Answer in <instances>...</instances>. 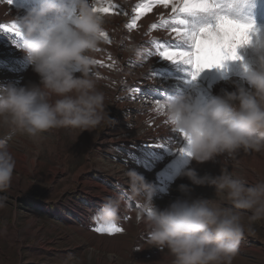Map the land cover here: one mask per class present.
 <instances>
[{
    "label": "rangeland",
    "instance_id": "1",
    "mask_svg": "<svg viewBox=\"0 0 264 264\" xmlns=\"http://www.w3.org/2000/svg\"><path fill=\"white\" fill-rule=\"evenodd\" d=\"M215 2L219 7L213 11L185 14V27L198 31L214 25L220 13L254 22L258 32L250 44L237 50L241 59L227 60L222 67L205 69L193 81L190 66L171 65L156 55L157 48L162 50L173 43L175 34L171 29L182 27L175 23L171 5L165 8L156 0H90L96 7L115 5L108 13H100L105 20L103 32L107 35L88 53L92 60L89 74L96 78L98 89L105 94L111 122L84 132L54 128L53 131L61 135L58 148L43 137L38 142L30 139L34 147L23 150L12 146L23 135L6 125L0 126V139L6 142L14 158L17 152L26 155L30 149L26 162L35 160L37 173L23 176L20 184L13 178L9 188L0 192L3 205L0 207V264H97L96 252L106 260L114 255L117 264H137L139 260L171 264V257L161 254L166 250L149 245L155 251L153 254L141 251L146 245L141 237L150 230L139 225L147 209L123 191L113 176L126 168L136 169L147 178L156 190L153 203L161 209L182 195L177 190L179 184L190 183L179 178L187 167L197 165L195 168L201 175L212 174V169L220 172L221 168H226L248 184L264 180V150H241L232 156L224 155L223 164L220 157L201 165L190 162L187 156L177 153L179 147L185 146V141L166 119V108L155 110L157 101L163 103L173 96L191 95L203 104L217 96L215 88L232 91L235 85L247 87L245 69L256 66V46L264 43V0H240L242 8L239 10L224 7L231 0ZM37 3L38 0H12L9 5L7 0H0V25H5L0 28V87L38 81L24 54L19 53L22 37L9 31L11 23H18ZM3 7L8 8L3 11ZM185 47L191 50V42H186ZM50 132L44 136L53 135ZM157 144H164L166 148L151 147ZM146 150L155 151L147 168L135 162L144 159ZM15 175H18L16 170L13 177ZM116 195L125 200L118 213L121 218L108 224L94 220L105 199ZM190 195L214 198L215 190L208 186L195 187ZM142 196L145 198L144 193ZM133 212L139 213L136 220ZM248 215L250 213L243 217V222L246 229L251 227L252 231H245L232 264H264V219L249 225ZM34 219L35 224L28 230L29 222ZM112 224L122 231L108 234L95 230ZM126 239L132 243L130 249L125 246L114 249L115 243L123 246ZM101 241L110 247L104 245L107 249L97 250ZM140 253L145 255L140 258Z\"/></svg>",
    "mask_w": 264,
    "mask_h": 264
},
{
    "label": "clouds",
    "instance_id": "2",
    "mask_svg": "<svg viewBox=\"0 0 264 264\" xmlns=\"http://www.w3.org/2000/svg\"><path fill=\"white\" fill-rule=\"evenodd\" d=\"M93 7L90 0H38L19 19V50L38 81L0 87V126L38 142L54 128L84 132L111 122L105 94L89 76L88 53L101 41L105 24ZM224 7L242 8L237 0ZM256 47L257 64L245 69L247 87L224 89L203 104L191 95L163 101L166 119L184 136L190 162L204 164L241 150H264V43ZM15 167V158L0 139V192L9 188ZM125 176L129 196L145 194L148 244L166 250L171 264H232L245 231H252L243 217L250 213L249 225L264 219V180L248 184L226 168L218 175L185 168L179 178L190 183L179 184L182 195L163 209L153 203L156 190L143 174L130 168ZM204 186L214 188V198L190 195ZM122 200L121 195L107 197L93 219L115 222Z\"/></svg>",
    "mask_w": 264,
    "mask_h": 264
},
{
    "label": "snow or ice",
    "instance_id": "3",
    "mask_svg": "<svg viewBox=\"0 0 264 264\" xmlns=\"http://www.w3.org/2000/svg\"><path fill=\"white\" fill-rule=\"evenodd\" d=\"M156 2L162 4L165 8L171 5V12L174 14L173 18L175 23L182 26L173 27L171 29L172 33L175 34L172 37L173 43L168 44L162 50L157 48L156 55L162 61H167L171 65L190 66L189 75L193 81H195L205 69L222 67L223 63L227 60L241 59L237 50L244 45L250 44L253 36L258 32L254 22H244L234 19L228 14L220 13H217L216 23L214 25H207L200 28L198 31H189L188 28L185 27L186 21L184 15L195 12L213 11L219 7L215 0H156ZM237 2H240V0H237ZM7 4L11 5L12 0H7ZM114 7L115 5L113 4H109L107 7L94 6L93 10L99 13H108L109 9ZM132 26L133 25H130V27ZM2 27H5V25H0V28ZM9 31L14 32L17 36H21L16 21L11 23ZM101 35L105 37L107 34L102 32ZM180 41H182L183 44H181ZM186 42H191V50L185 47ZM164 108L165 106L163 103L157 101L155 110L162 111ZM176 132L179 137L184 140L183 134L179 131ZM151 147L166 148L164 144H157ZM166 151L173 153L171 149H167ZM154 152L153 150L144 151V159H137L135 162L147 168L152 162V155ZM177 153L181 156H188L185 146L179 147ZM95 230L100 233L108 234L122 231L121 228L116 227L114 224L107 227H97Z\"/></svg>",
    "mask_w": 264,
    "mask_h": 264
},
{
    "label": "bare ground",
    "instance_id": "4",
    "mask_svg": "<svg viewBox=\"0 0 264 264\" xmlns=\"http://www.w3.org/2000/svg\"><path fill=\"white\" fill-rule=\"evenodd\" d=\"M8 8V7H7ZM7 8H4L3 7V11L4 10H6ZM108 19V18H107ZM110 23V19H108V24ZM111 24H109V26H110ZM154 34H156V33H154ZM19 53H22V51H20ZM253 62V61H252ZM228 63H229V61H228ZM252 64H254V63H252ZM226 65V64H225ZM252 66V65H251ZM237 68V67H236ZM238 69V68H237ZM33 72V71H32ZM37 76V75H36ZM89 76L90 77H92L94 80H96V78L93 76V75H91V74H89ZM215 79V78H214ZM217 79V78H216ZM245 79V78H244ZM233 80H235V78H233ZM242 80V79H241ZM240 80V81H241ZM220 84H222V83H219L218 85H220ZM240 85H242V84H240ZM214 94H216L217 96L218 95H222L223 93H222V91H221V89L220 88H215L214 89ZM64 129H66V128H64ZM69 129V128H68ZM49 131H51L50 133L52 134L53 133V135H51V136H53V138L50 136V135H45L44 136V138L47 140V141H50V142H52L53 143V145H54V147H56V148H58L59 147V144H60V141H61V135H60V132H58V131H53V129H51V130H49ZM69 131L70 132H73L74 130H72V129H69ZM75 133H77V132H75ZM26 137V138H25ZM28 137L27 136H22V137H18V140H16V141H14L13 143H12V146H14V147H16V148H19V149H21V150H23V149H25L26 147V149H28V147H30V149L31 148H33L34 147V143L32 144V142L30 141V139H27ZM30 149L29 150H27V154H29L30 153ZM58 150V149H57ZM22 152V151H21ZM25 152V151H24ZM23 152V153H24ZM239 153V152H238ZM25 155V154H20V153H16V155H15V159L17 160L16 161V167H15V170H16V172L18 173V175H15L13 178H14V181H15V183H17V184H20L21 183V181H22V177L23 176H32V175H37V173H36V161L35 160H28V162H26V159L27 158H30V156L29 155ZM234 157V156H233ZM239 157V156H238ZM218 158V157H217ZM248 158V157H247ZM21 159H23L21 162H20V160ZM220 161H221V163L223 164V163H225L226 162V159L224 158V156H221L220 158ZM241 159V158H240ZM242 161V160H241ZM210 163V162H209ZM239 163V162H238ZM243 163V162H242ZM201 165V164H200ZM199 165V166H200ZM197 166V165H196ZM195 166V167H196ZM243 167H244V169H247V166H246V164H244L243 163ZM199 168V167H198ZM232 168V167H231ZM197 169V168H196ZM219 169V168H218ZM222 169V168H221ZM128 170V168H126V169H124V170H121V172L120 173H113V176L115 177V179L119 182V184L121 185V188L123 189V191H125L127 194H128V184H127V178H126V176H125V172ZM213 171V175H218L220 172H216V171H214V169H212ZM217 170V169H216ZM243 170V169H242ZM220 171V170H219ZM247 171V170H246ZM249 171V170H248ZM256 175V174H255ZM254 176V175H253ZM258 177V176H257ZM259 178V177H258ZM256 179V178H255ZM142 193L143 192H141L138 196H136L135 197V201L138 203V205H141L142 207H143V209H146V207H145V200H146V198H144V196H142ZM125 204V200L123 199L122 200V203H121V207H122V205H124ZM132 215H133V218H134V220H136V217L139 215V213H137V212H133L132 213ZM143 216V215H142ZM118 218L120 219L121 218V215L120 214H118ZM35 224V219L34 220H32V221H30L29 222V226H28V230H30L29 228H31L33 225ZM126 225V227L128 226L127 224H125ZM140 228H142V229H148L149 227H148V225L145 223V221H144V216L142 217V219L140 220ZM140 231V230H139ZM146 231V230H145ZM148 233H149V231H148ZM148 233L147 234H145L143 237H141V242H144V243H146V245H145V247H143V249L141 250V251H146V253L148 254H153L155 251H154V249H152V248H149V244H148ZM140 242V243H141ZM103 245V246H102ZM104 245H107V246H109L110 247V245L108 244V243H106V244H104V241H103V243H102V241L100 242V244L98 245V247H96V249L97 250H99V249H107V246H104ZM126 247V248H129L130 249V247L132 246V243L130 242V240H128V239H126L124 242H123V246H122V243H120V242H117V243H115L114 244V249H117V250H119V249H121L122 247ZM99 253L100 252H96L95 254H96V259H97V264H117V262H116V258H115V256L113 255V256H111L110 257V260H106L102 255H99ZM101 254V253H100ZM141 255L140 256H138V257H142V256H144L145 254L144 253H140ZM161 254H163V255H165L167 258H170V256L168 255V253H167V251H164V252H162ZM137 264H157V261L156 260H151V261H147L146 262V260H139V263H137Z\"/></svg>",
    "mask_w": 264,
    "mask_h": 264
}]
</instances>
